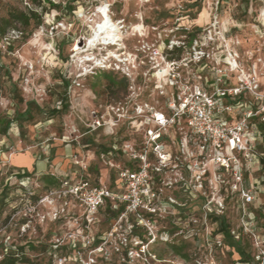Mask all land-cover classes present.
Wrapping results in <instances>:
<instances>
[{"label":"rangeland","instance_id":"374dc122","mask_svg":"<svg viewBox=\"0 0 264 264\" xmlns=\"http://www.w3.org/2000/svg\"><path fill=\"white\" fill-rule=\"evenodd\" d=\"M55 1L62 7L45 13L29 37L10 30L0 39V197L7 192L0 261L6 253L21 254L23 246L39 264H264V169L258 165L245 169L242 183L233 173L221 170L215 181L208 172L199 188L197 174L187 170L194 160L169 141L166 151L179 160L160 172L151 166L152 194L143 204L110 199L88 228L79 203L60 197L61 185L48 182L87 179L116 195L127 194L119 169L137 164L123 149L141 151L144 145L133 107L149 102L160 109L164 104L154 90L150 55L143 46L167 54L166 46L175 41L181 46L172 56L186 57L193 41H199L210 63L224 67L233 42L249 68L258 58L264 60L259 24L264 0H78L72 13L65 8L69 0ZM30 7V0H0V16ZM101 7L119 25L121 46L90 51L86 41L100 23L95 14ZM81 58L95 60L82 63ZM128 68L130 77L122 71ZM104 71L118 73L116 82L125 80L114 86ZM185 72L198 79L202 65L193 62ZM261 81L264 90V76ZM123 106L125 117L120 116ZM56 107L61 111L52 115ZM224 116L231 123L239 117ZM6 121L11 124L4 135ZM243 189L252 192L253 202H246ZM221 217L245 256L218 234L216 219Z\"/></svg>","mask_w":264,"mask_h":264},{"label":"built area","instance_id":"2783aa9c","mask_svg":"<svg viewBox=\"0 0 264 264\" xmlns=\"http://www.w3.org/2000/svg\"><path fill=\"white\" fill-rule=\"evenodd\" d=\"M259 24L264 32V9L260 13ZM212 36V32H209ZM231 41H235L232 39ZM189 56L173 57L181 43L171 41L166 46L165 54L157 47L144 45L151 61L150 77L154 90L164 104L158 106L149 102H140L133 107L132 119L141 126L143 147L137 151L131 146L123 149L125 155L134 161V169L120 168L119 178L126 189L124 195H116L106 186H93L88 181H61L60 197H71L84 209V223L88 228L96 221L99 209L108 200L123 199L127 205L140 206L152 194L151 166L156 172L177 162L166 151L165 144L171 141L179 150L190 156L193 163L187 170L196 173L199 188H203V179L208 172L215 181L220 177L218 172L233 173L238 183L243 182L245 169L258 165L264 169V90L261 78L264 76V60L257 59V64L246 68L241 62L239 52L229 43L226 55V66L211 62L199 41H193ZM184 45V44H182ZM193 62L202 65V72L197 78L188 77L185 69ZM116 70H120L117 65ZM130 77V69L122 70ZM212 76H204L205 74ZM235 81H230L231 79ZM225 100H229L226 103ZM121 117H125V106L121 108ZM120 109V110H121ZM236 113V122H229L224 115ZM97 127L102 121L98 119ZM174 132V136L170 132ZM179 135V138H178ZM216 168L212 171L209 165ZM219 175V176H218ZM212 178L209 183L212 184ZM237 186V185H236ZM237 188V187H236ZM247 203L254 200L251 191L242 190Z\"/></svg>","mask_w":264,"mask_h":264},{"label":"trees","instance_id":"16d2710c","mask_svg":"<svg viewBox=\"0 0 264 264\" xmlns=\"http://www.w3.org/2000/svg\"><path fill=\"white\" fill-rule=\"evenodd\" d=\"M78 0H69L65 4V8L69 12L75 11V3ZM33 7H30L28 10L21 11L18 9H12L10 10L7 15L0 16V39L5 38L7 34L10 32V30H16L20 31L23 35L28 34L26 36L29 37L34 29H36L42 22V16L47 13L50 9L51 10H59L62 7L61 2H56L55 0H30ZM40 10V11H39ZM107 76L109 77L110 84L114 86H119L124 82L125 78L122 77L121 81L116 82L115 77L120 75L118 73L113 72H106ZM69 82L66 83V86L69 87ZM66 107V106H64ZM61 111L60 108L56 107L52 109L51 114L56 115ZM26 112H31L26 111ZM10 121H6V125H2V134L6 135L7 130L10 127ZM106 151V150H105ZM108 152V151H106ZM49 177H46L45 179H48ZM86 181L89 182V180L86 179ZM50 185L56 187L61 185V181H57L54 177L52 180L48 181ZM32 198V197H31ZM6 199H7V192L6 190H3L0 197V216L3 213L4 207L6 206ZM107 204H111L110 201H107ZM123 210V207H121L120 211ZM110 212V210H109ZM216 222L218 223V234H221L224 236L228 246L236 249V251L243 257L245 256V252L242 248V245L237 242L230 233V224L225 220L224 217L217 218ZM33 247V245H32ZM21 250V254L19 253H6L3 258L0 261V264H39L35 263L30 259V257L26 256L24 253V247H19Z\"/></svg>","mask_w":264,"mask_h":264},{"label":"bare ground","instance_id":"6f19581e","mask_svg":"<svg viewBox=\"0 0 264 264\" xmlns=\"http://www.w3.org/2000/svg\"><path fill=\"white\" fill-rule=\"evenodd\" d=\"M108 13L109 11H107L103 7L98 8V10L96 11L95 15L96 17L100 18V23L95 27L92 37L86 41L87 43L85 47H87V50L91 51L101 46H103L104 49L111 45H117V46L120 45L119 42H121V37L119 36L120 34L119 25L113 22V20L109 17ZM78 50L82 51L81 48H78ZM111 54L113 55L114 53ZM92 60L95 59L81 58L82 63Z\"/></svg>","mask_w":264,"mask_h":264},{"label":"crops","instance_id":"0c3cea01","mask_svg":"<svg viewBox=\"0 0 264 264\" xmlns=\"http://www.w3.org/2000/svg\"><path fill=\"white\" fill-rule=\"evenodd\" d=\"M224 118H225V116H224ZM260 127H261V129H264V125H261V124H260ZM55 178H56V180H57V181H59V180H60V178H59V177H55ZM57 178H58V179H57ZM48 179H49V178H48ZM48 179H46V180H48Z\"/></svg>","mask_w":264,"mask_h":264}]
</instances>
